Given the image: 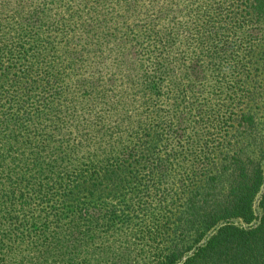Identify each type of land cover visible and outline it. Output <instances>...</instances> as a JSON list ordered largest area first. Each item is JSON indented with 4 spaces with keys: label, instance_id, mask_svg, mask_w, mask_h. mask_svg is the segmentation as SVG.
<instances>
[{
    "label": "trees",
    "instance_id": "trees-1",
    "mask_svg": "<svg viewBox=\"0 0 264 264\" xmlns=\"http://www.w3.org/2000/svg\"><path fill=\"white\" fill-rule=\"evenodd\" d=\"M96 2H83L87 13H97ZM229 4L218 30L210 11L196 4L182 30L163 27L159 15L139 24V35L129 41L145 57L138 66L148 96L134 114L145 119L122 116L110 126L105 115L115 99L98 79H81L68 97L62 94L64 70L55 66L53 40L40 30L45 25L39 10L16 22V39L0 37V264H17L26 255L33 264H114L128 259L113 245L121 234L132 236L124 249L135 255L157 249L155 264H264V96L248 86L249 73L227 80L217 72L219 62L211 61L222 59L230 71L247 69L249 61L231 63L228 39L215 46L213 36L231 33L233 22L240 28L245 20L264 19V0ZM62 26L58 20L45 31ZM200 29L208 38L207 60L197 52L191 61L201 71L210 64L209 77L204 75L209 88L181 78L188 73L180 56L174 60L181 77H169L175 47L201 42ZM174 31L183 37L176 43ZM122 134L129 138L124 144ZM106 197L118 202L105 205ZM137 217L138 229L132 225ZM139 236L154 244L139 247Z\"/></svg>",
    "mask_w": 264,
    "mask_h": 264
},
{
    "label": "rangeland",
    "instance_id": "rangeland-1",
    "mask_svg": "<svg viewBox=\"0 0 264 264\" xmlns=\"http://www.w3.org/2000/svg\"><path fill=\"white\" fill-rule=\"evenodd\" d=\"M81 1L0 0V19L9 18L7 22L0 25V37H6L8 40L16 39L15 35L21 33L15 27L16 22L21 16L29 13L30 10H39L41 12V21L45 25L40 27V30L43 32L42 34L47 35L53 40L54 48L51 49L50 52L51 55L54 56L55 63H57L55 66H61V70H64L62 74H65V76L60 80L62 94L65 97H68L71 92H73L70 90L76 88L78 81L81 79H98V82L102 87L109 88L110 92H107L109 93L108 96L110 95L111 98L115 99V103L113 104L114 110L110 111L108 115H105V120L109 126L115 122L119 123L122 116H131L132 118H139L140 120L145 119L143 114L134 116V114L143 110L142 104H144V99L148 96L145 93L146 91L141 89L143 84L142 79L145 74L144 69L138 66V62L144 61L145 57L142 50H133L129 41L139 35L137 29L143 27L139 26V24L147 22L151 16L159 15V24L163 27L166 28L167 26H171L174 30L179 27L182 30L189 26V17L192 16V13L190 12L191 9L189 8L196 4L201 6V11H210L208 16H213L212 26L214 29L218 30V26L222 24L219 20H223L225 18L224 15L232 8V5L229 4V0ZM83 2H86V4L91 3L92 5L95 4V2L98 3L97 13H87ZM209 6H211V8ZM155 11H157V13L153 15ZM186 12H188L189 15H186ZM32 13L34 14V12ZM78 13L81 14L79 17L74 16ZM206 18L207 17H204V19ZM72 19H74V23H69ZM58 20L59 22H64L65 26H62V28L56 32L45 31L50 24ZM233 23L231 24L232 32L229 33V31L225 32L223 30L221 33H218V35L213 36L212 45H221L223 40L228 39L231 44L230 47L234 49L233 54H235L234 57L231 58V63L242 65L249 61V64L246 67L247 69L230 71L227 64H223L224 62L222 59L220 60L217 57V59H211V61L219 62L220 70L217 72L219 74L221 73L220 75L227 80L233 77L237 79L241 77L243 78L244 74L249 73L250 79L248 81V86L251 88V84L254 85V89L260 91L261 96H264V62L259 60L260 56L264 59V19H261L260 21H252L251 23L245 20L242 22L244 26H240V28L235 26L238 21L234 24ZM203 30L200 29V33H202L200 36L201 42L197 39L196 43H191L189 47H186L187 49L185 48L184 43H181L180 50L175 47L177 54L175 52L171 54L172 62H169L170 65H168V68L169 73H171L169 77H173L176 80L180 78V69L182 67L179 66L177 68L178 62H175L174 60V58L180 56L188 73V75H186L187 77L182 76L181 78L185 79V81L188 79L190 85L200 81L205 87L209 88L212 82L207 81L204 75L209 77L208 70H212L209 69L210 64H208L206 71H201L199 65H195L192 63L193 61H191V58H194L197 52H199L198 54L201 56V61L207 60V58H203V56L207 54V47L205 46H208V38L206 32ZM174 32L177 33L175 35V40H172L173 43L178 42V38H181V40L183 39L182 33L179 31ZM200 33H198V35ZM178 34L180 35L179 37H177ZM141 38L143 39V37ZM248 42H250V44ZM93 44L94 46H92ZM198 45H200V49L202 48L201 50H196ZM68 50L75 54L74 58L78 56L81 61H75L76 59L66 56ZM248 50H251L252 52H249L251 53V57L248 56L247 58L246 55L248 54ZM236 54L238 56H236ZM201 61L199 60L198 63ZM69 63H73L71 65H73L74 69L69 67ZM184 65H182L183 72L185 70ZM252 80L254 81V84ZM53 92H55V90ZM257 103V106H259L258 109H261V103L259 101H257ZM257 106L254 107L256 108ZM263 112L264 108L261 113ZM86 118L89 119L90 117L87 116ZM153 124H155L154 121ZM103 130L104 132L107 131V129ZM98 131L97 128L95 133ZM260 136L262 137L261 134ZM172 138L176 141V138ZM128 140L129 138L127 135L122 134L119 142L124 144ZM249 150L256 151V147L253 146ZM252 152L255 153L254 151ZM261 160L264 175V158ZM262 184H264V181ZM80 197L81 196H78V198ZM73 198L77 199L76 197ZM97 202H101V200ZM116 202H118V200L115 201L108 197L102 199V203L105 205ZM253 204V216L257 219L259 216V209L256 206V200ZM135 214H133V216ZM139 220V217L133 218L132 222V225L137 227V229L142 226L140 225L142 224V221ZM253 221H255V219H253ZM234 223L237 225L239 224L240 226L246 225L239 219L234 220ZM214 230L215 227L210 229L205 234V237L213 233ZM125 233L128 235L127 231ZM116 238H119L116 242L112 241L115 243L113 245H116V253L120 256H127L128 259L118 258L114 264H145V262H147L146 264H155L156 260L154 259L158 257L157 249H152V252L144 250L141 251L139 255H135L136 250L133 251L134 249L132 248L124 249L125 247H131L133 241L132 236L128 239L125 234H121ZM135 239L136 245H139V247L143 246L144 248L147 242L154 244V242H151L152 240L146 241L140 236ZM153 241L158 242L159 238L155 237ZM157 246L164 248L163 242H159ZM120 250H122V253ZM124 250H130L132 253L129 256V251L124 252ZM28 256L20 257L17 264H33L34 257L28 259ZM103 264H110V260L105 261Z\"/></svg>",
    "mask_w": 264,
    "mask_h": 264
}]
</instances>
